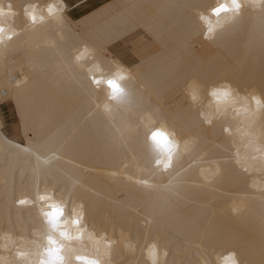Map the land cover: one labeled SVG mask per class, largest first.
Returning a JSON list of instances; mask_svg holds the SVG:
<instances>
[{
	"label": "bare ground",
	"instance_id": "obj_1",
	"mask_svg": "<svg viewBox=\"0 0 264 264\" xmlns=\"http://www.w3.org/2000/svg\"><path fill=\"white\" fill-rule=\"evenodd\" d=\"M7 2L21 12L26 4L43 6L45 0ZM65 3L69 11L59 25L33 29L23 14L0 18V28L18 31L13 42L0 49V111L12 110L16 121L10 137L0 113V136L24 145L23 120L42 119L49 130L74 122L89 134V146L65 147L63 155L90 171L79 172L62 160L46 170L41 185H66L61 168L84 180L87 190L79 195L88 202L89 224L107 233L112 264H150L153 242L156 264H219L218 258L230 252L241 264H264V172L258 166L243 171L235 163L237 152L250 161L264 154V111L245 119L229 110L211 125L204 119L209 88L221 80L241 90L255 88L264 103V11L246 7L207 44L197 13L209 11L214 0ZM84 43L97 49L107 71L118 61L133 73L134 79L120 85L124 96L110 100L108 112L104 106L109 85L98 78L94 86L72 63L74 50ZM190 83L200 92L196 103L187 95ZM149 126L164 127L181 141L197 140L176 166L184 169V183L176 193H159L136 182L163 185L169 179L146 150ZM126 129L132 130L131 136L121 135ZM246 133L255 134L254 145ZM213 161H220L222 170L205 185L200 168L214 172ZM2 179L0 175V183ZM27 187L17 178L16 195ZM17 224L25 232L40 226L34 210L18 209L10 196L6 204L0 201V226ZM82 258L76 264L97 257Z\"/></svg>",
	"mask_w": 264,
	"mask_h": 264
},
{
	"label": "clouds",
	"instance_id": "obj_2",
	"mask_svg": "<svg viewBox=\"0 0 264 264\" xmlns=\"http://www.w3.org/2000/svg\"><path fill=\"white\" fill-rule=\"evenodd\" d=\"M246 7L251 11H264V0H214V6L209 11L197 13V19L203 25L202 39L207 44L214 43L216 32L242 16ZM67 11L69 9L65 0H45L43 6L26 4L21 12L11 8L7 0H0V18L11 20L14 16L23 14L33 29L47 23L62 24ZM210 28H214V31L210 32ZM16 35L18 31L10 26L0 28V49H6ZM72 63L86 72L94 86L98 78H102V82L106 84L108 81L115 82L106 92L109 100L105 105L108 106L110 100H114L116 83L121 85L126 80L134 79L131 69L118 61L111 62V70L107 71L97 49L87 43L74 50ZM121 76L124 78L121 79ZM216 89L226 90L228 95L218 98L212 94ZM186 91L193 103L199 100L200 92L197 86L190 83ZM208 94L210 106L204 115L208 125H211L217 116H222L229 110L245 119L264 111L261 93L255 88L241 90L230 80L218 81L209 88ZM236 116L232 118L235 119ZM226 130L227 126L224 132L228 133ZM177 140L180 139L177 137ZM82 190L84 188L79 181H72L66 185L55 182L43 185L40 183L38 189L29 186L18 192L17 201L25 199L29 203H15V206L22 210H34L40 226L33 225L28 232L19 224L15 228L0 226V264H60L61 257L64 264H76L80 260L76 257L84 255L97 257L88 260L87 264H93L94 261L112 264L109 245L105 242L107 233L97 232L95 226L89 224L88 202L79 195ZM153 245L156 246V242H153ZM150 264H153L152 257Z\"/></svg>",
	"mask_w": 264,
	"mask_h": 264
},
{
	"label": "snow or ice",
	"instance_id": "obj_3",
	"mask_svg": "<svg viewBox=\"0 0 264 264\" xmlns=\"http://www.w3.org/2000/svg\"><path fill=\"white\" fill-rule=\"evenodd\" d=\"M219 14L218 12L216 13ZM209 31H214L210 28ZM124 77L121 76V79ZM98 83V81H95ZM111 88L114 81L107 82ZM214 96L226 97L228 95L226 90L216 89L212 93ZM124 96V89L116 83V89L113 92L114 100H121ZM110 107L104 106V111L108 112ZM210 124V121H208ZM24 132L26 136V143L24 145L11 142L0 136V175H2V183H0V201L5 204L7 199L11 196L14 198L15 203L27 204L29 201L25 199H16V181L19 178L21 185L27 184L35 189L39 188L41 180L44 178L46 170L50 169L53 164L60 161L64 163H71L72 167L79 172H88L90 169L81 163H72L68 158L63 155V149L68 146L76 148H84L92 143V138L86 131H83L75 125L74 122L64 123L62 126L54 130L48 129V122L42 119L35 123H29L23 120ZM230 131V130H226ZM31 133L29 137L28 134ZM122 136L132 135L131 129H126L121 133ZM252 138L250 144H255L256 136L254 133H246ZM197 140L195 138H185L182 141L177 140L175 133H170L164 127H151L148 128V134L145 136L146 150L153 155L154 166L163 174L169 175L167 183L163 185H156L150 183L148 180H137L136 182L142 184L148 189L164 193H176L183 183L184 169L177 170V164L181 162L182 157L190 154ZM227 161H225L226 163ZM216 165L215 171L211 168L205 170L204 167L200 168V176L205 185H211L213 179L221 173L220 161H213ZM235 163L243 170L247 171L251 166H258L264 172V154L258 160L250 161L247 154L241 156L239 152L236 154ZM62 181L68 184L72 181H79L84 190H87V184L82 178H77L74 172L65 169H58ZM208 172H212L211 175ZM115 175V173H111ZM129 179H132L129 177ZM256 187V185H253ZM261 191H264V185L260 186ZM44 199L45 197H40ZM78 223V221H77ZM150 255L153 259V264H156L157 251L153 245ZM76 259H83L76 257ZM219 264H241L235 252H230L218 258ZM60 264H64L61 257ZM93 264H100L99 261H94Z\"/></svg>",
	"mask_w": 264,
	"mask_h": 264
},
{
	"label": "rangeland",
	"instance_id": "obj_4",
	"mask_svg": "<svg viewBox=\"0 0 264 264\" xmlns=\"http://www.w3.org/2000/svg\"><path fill=\"white\" fill-rule=\"evenodd\" d=\"M0 113L4 119V124H5L7 134L10 137L14 136V127H15L16 121H15V116L12 110L2 107Z\"/></svg>",
	"mask_w": 264,
	"mask_h": 264
}]
</instances>
